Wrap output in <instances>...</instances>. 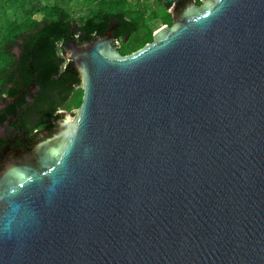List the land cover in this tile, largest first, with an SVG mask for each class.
<instances>
[{
  "label": "water",
  "instance_id": "95a60500",
  "mask_svg": "<svg viewBox=\"0 0 264 264\" xmlns=\"http://www.w3.org/2000/svg\"><path fill=\"white\" fill-rule=\"evenodd\" d=\"M201 1L65 46L82 104L0 168V264H264V0Z\"/></svg>",
  "mask_w": 264,
  "mask_h": 264
},
{
  "label": "trees",
  "instance_id": "16d2710c",
  "mask_svg": "<svg viewBox=\"0 0 264 264\" xmlns=\"http://www.w3.org/2000/svg\"><path fill=\"white\" fill-rule=\"evenodd\" d=\"M72 1L55 0L48 5L38 0L23 11V19H8L0 41V125L29 132L45 126L55 131L64 119V110L75 101L80 107L83 81L74 62L64 57L65 46L72 39L85 44L114 27L123 55L154 40L149 10L137 7L141 0H85L90 10L81 17L72 14ZM156 1L167 12L164 16L155 12L153 17L172 25L173 14L168 9L190 0ZM38 13L39 18L35 17ZM4 142L0 138V147Z\"/></svg>",
  "mask_w": 264,
  "mask_h": 264
},
{
  "label": "rangeland",
  "instance_id": "374dc122",
  "mask_svg": "<svg viewBox=\"0 0 264 264\" xmlns=\"http://www.w3.org/2000/svg\"><path fill=\"white\" fill-rule=\"evenodd\" d=\"M43 1L45 4H53L55 0H40ZM132 3L136 0H130ZM38 2V0H0V41L3 37V34L5 33V26L7 24L8 19L10 17L12 18H18V19H23L24 14L23 11L28 10L31 5H34ZM137 7H145L148 9V18L150 19V23L154 31L156 32L159 28L163 26V22L161 18H154L153 15L154 13H158L161 16H164L167 12L166 8L162 5H160L156 0H141L138 2ZM69 8L72 12V14L75 17H81L88 13L90 10V6L86 3L85 0H73ZM170 12L171 10L168 9ZM41 14L38 13L35 15V17H40ZM16 52L19 53V49H16ZM77 104V105H76ZM78 102L75 101L73 103L72 107L68 110V112H72L74 110H78ZM42 127L41 129H44Z\"/></svg>",
  "mask_w": 264,
  "mask_h": 264
},
{
  "label": "flooded vegetation",
  "instance_id": "af4514ba",
  "mask_svg": "<svg viewBox=\"0 0 264 264\" xmlns=\"http://www.w3.org/2000/svg\"><path fill=\"white\" fill-rule=\"evenodd\" d=\"M190 2L191 0L183 3L178 2L175 5L176 12H181ZM6 127L7 129L0 133V138L5 140V145L0 147V168L8 159L18 158L21 153L30 151L37 142L42 141L59 130V127L55 131L49 127H45V129L29 132L10 128L9 126Z\"/></svg>",
  "mask_w": 264,
  "mask_h": 264
}]
</instances>
